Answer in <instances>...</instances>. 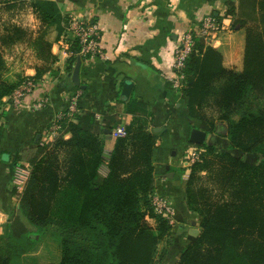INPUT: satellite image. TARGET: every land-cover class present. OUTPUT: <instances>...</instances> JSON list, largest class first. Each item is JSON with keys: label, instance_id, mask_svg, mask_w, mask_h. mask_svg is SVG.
<instances>
[{"label": "trees", "instance_id": "obj_1", "mask_svg": "<svg viewBox=\"0 0 264 264\" xmlns=\"http://www.w3.org/2000/svg\"><path fill=\"white\" fill-rule=\"evenodd\" d=\"M227 5L233 28L245 31L243 69L227 67L224 55L199 39L184 69L182 94L189 117L200 120L203 131L217 130L204 112L211 106L227 125L230 148L261 159L252 164L214 145H198L204 153L190 169L186 195L190 210L201 217V233L181 250L176 264H264V0H240L241 14L233 2ZM29 6L42 25L31 43L52 64L47 32L58 26L60 36L65 35L71 16L55 1L33 0ZM27 35L11 26L2 36L0 103L22 84L7 79L3 50ZM80 49L75 39L68 51L69 70L81 57ZM50 70L37 69L34 80ZM116 125L121 123L115 115L101 121L95 112L84 111L63 123L64 132L54 142H39L26 151L31 173L17 193L21 214L0 233V264L34 251L47 227L61 233V260L48 264L155 263L158 246L170 237L173 225L155 213L152 203L156 133L149 128L154 120L134 115L127 136L116 138L106 157V130Z\"/></svg>", "mask_w": 264, "mask_h": 264}, {"label": "crops", "instance_id": "obj_2", "mask_svg": "<svg viewBox=\"0 0 264 264\" xmlns=\"http://www.w3.org/2000/svg\"><path fill=\"white\" fill-rule=\"evenodd\" d=\"M29 1L33 0L9 2L6 7L11 9L10 15L6 14L2 20L28 33L25 41L5 48L16 54L22 52V57L26 55L23 60L12 57L11 69L32 79L42 63L52 70L44 74L40 85L19 107L4 99L7 107L0 123V233L14 216L21 214L20 198L13 190V159H23L26 151L36 148L39 142H54L49 136L52 122L68 109L71 98L79 95V114L93 111L101 121L106 115H115L125 126L134 115L154 120L155 126L149 130L156 133L155 179H161L165 185L162 195L175 209V225L170 237L158 246L154 264H176L181 250L201 233V217L190 210L187 202L186 182L190 172L184 165V157L192 146L189 141L192 129H202V123L189 117L187 99L172 84L176 76L174 51L184 32L196 29L205 16L213 14L220 17L224 28L213 47L224 55L227 67L242 70L245 31L234 29V19L226 16L229 1L240 13V0H49L57 2L63 13L78 9L77 13L97 25L101 33V47L107 59H83L80 86L72 81L74 67L69 70L68 64L70 45H62L58 26L50 28L46 36L54 63L39 57L31 42L37 38L42 25ZM8 76L15 79L13 71ZM125 80L135 84L129 101L121 99ZM45 96L49 97L50 104L43 110H33L32 105ZM107 134L106 157L116 142L113 134ZM226 135L221 137V146L227 143V149L220 152L238 154L240 151L230 148ZM65 137L69 139L70 134ZM212 145L217 149L220 142L214 139ZM249 155L258 154L238 156L246 159ZM156 192L161 194L157 189ZM36 252L37 247L22 257V264H43L42 259L36 258ZM27 258L32 260L28 262Z\"/></svg>", "mask_w": 264, "mask_h": 264}, {"label": "built area", "instance_id": "obj_3", "mask_svg": "<svg viewBox=\"0 0 264 264\" xmlns=\"http://www.w3.org/2000/svg\"><path fill=\"white\" fill-rule=\"evenodd\" d=\"M70 14L71 23L68 27L74 39L78 40L81 49L79 55L82 58H101L107 59V55L101 47V33L97 25L90 23L87 18L79 16L77 11L68 10L64 12ZM223 26L218 19L213 15H207L203 18L198 27L194 30H188L180 37L178 45L174 51L173 68L176 71L175 78L172 79L174 88L182 93L185 85L184 69L191 54L196 50V45L199 39H203L207 45L214 46L215 42L223 33ZM67 43V42H66ZM66 45V44H65ZM42 81H36L32 78H27L24 83L15 91L11 98H8V103L14 107H19L26 99V97L33 93ZM79 95H74L70 100V105L66 111L59 113L50 127V139L55 141L64 132L63 123L65 121L74 120L75 116L81 112L78 104ZM50 104L49 97H43L32 105L33 110L40 111L45 109ZM112 134L115 138L126 137L127 131L125 125H119ZM204 150L198 145H192L186 151L184 157V165L190 172L193 164L200 161ZM30 171L23 169V167H16L14 175V186L18 192L21 193L29 180ZM152 203L155 213L168 219L171 224L175 225V209L172 203L155 191L152 196Z\"/></svg>", "mask_w": 264, "mask_h": 264}, {"label": "rangeland", "instance_id": "obj_4", "mask_svg": "<svg viewBox=\"0 0 264 264\" xmlns=\"http://www.w3.org/2000/svg\"><path fill=\"white\" fill-rule=\"evenodd\" d=\"M11 1L12 0H0V22H1L0 29L3 30L2 34L0 33V42H1L2 36L5 35L6 30L9 27L13 26L10 23V21H4V22L2 21L4 19V17L6 16V14L10 15L11 9H8L6 7V5L9 2H11ZM76 11H78V9H76ZM79 16H81V15L79 14ZM81 17H83V16H81ZM62 40H63V44L62 45H65L66 42L69 45H71V43L75 41L74 36H73V34L70 31H68L65 35H63ZM5 48H7V47H5ZM21 53L22 52H20V54H16L15 52L5 51V49L3 50V54H4V57H5L6 64H7L6 77L11 82L24 83L26 81V79L28 78V77L26 78V76L24 77V74H20V72L16 73V72H14L15 70L11 69L12 66H13L12 65L13 60H11L12 57H16L17 56L19 58H22V60L24 58H26V55H24L22 57ZM27 58H30V56L28 57V55H27ZM46 67H47L46 64L42 63L40 66L37 67V69H40L41 72H44ZM12 71H13V76L15 77V79H11V77L8 76L10 74V72H12ZM24 72L25 71H23V73ZM55 73H56V71H55ZM54 75L57 76L56 74H54ZM39 81H42V79L40 78ZM6 107L7 106H6V104H4V101L2 103H0V123H2L1 121L3 119ZM204 112L206 113L208 118L211 121H214L215 124L217 125L216 133H214V134L213 133H211V134L207 133L208 136H209V139H208L207 143L212 145L213 144V140L216 139L218 142H220V146L218 147L219 148V150H218L219 152L222 151L223 149H227V143H226L225 147L221 146V143L223 142V139L221 137H224L225 133H227V131H228L227 125L224 124V123H220L218 121V115H217L216 111L211 106L209 108H207ZM46 143H49V140H46ZM27 151H29V150H27ZM240 154H241L240 152H238V154H236V152L232 153V155H234V156H238ZM260 157H261L260 155H252V156L249 155V156H246L245 161H247L249 163H252V164H257L260 161ZM16 161H17V159L16 160L13 159V162H12V164L14 165L13 176L16 173V167L17 166L18 167H23V169L25 168V170H27V171L29 170L30 171V168H29L28 164H26V158L25 157H23V159H21V160H19L17 162ZM13 185H14V182H13ZM155 187L161 193V195L165 193L164 192L165 191V185L163 184V182L161 181L160 178H157V180L155 179ZM13 190H14V194L19 193L17 188H15V186L13 187ZM162 196H164V195H162ZM165 198L167 199V197H165ZM60 243H61V233H60L59 229L55 228V227H47L39 235V240H38V244H37L36 258L42 259L43 264H46L47 262L48 263L49 262H54V263L59 262L61 260ZM31 260H32V258H27L28 262H30ZM11 264H22L21 258L14 260Z\"/></svg>", "mask_w": 264, "mask_h": 264}, {"label": "water", "instance_id": "obj_5", "mask_svg": "<svg viewBox=\"0 0 264 264\" xmlns=\"http://www.w3.org/2000/svg\"><path fill=\"white\" fill-rule=\"evenodd\" d=\"M82 58L79 57L77 60V63L74 66V71H73V76H72V81L75 85L80 86L81 81H80V74H81V68H82ZM134 82L131 80H125L122 93H121V99L123 101H129L131 98V95L133 93L134 89ZM85 88V87H83ZM158 129H155L157 131ZM106 133L112 134V130H106ZM209 136L208 134L203 131L202 129L194 128L191 131L190 134V143L193 145H203L208 142ZM208 144V143H207Z\"/></svg>", "mask_w": 264, "mask_h": 264}]
</instances>
